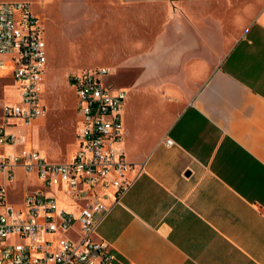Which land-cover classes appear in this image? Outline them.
<instances>
[{"label":"crops","instance_id":"0c3cea01","mask_svg":"<svg viewBox=\"0 0 264 264\" xmlns=\"http://www.w3.org/2000/svg\"><path fill=\"white\" fill-rule=\"evenodd\" d=\"M49 1L125 78L111 264H264V0Z\"/></svg>","mask_w":264,"mask_h":264},{"label":"built area","instance_id":"2783aa9c","mask_svg":"<svg viewBox=\"0 0 264 264\" xmlns=\"http://www.w3.org/2000/svg\"><path fill=\"white\" fill-rule=\"evenodd\" d=\"M43 30L29 2L0 1V55L11 57L18 92L17 102L3 106L0 123V264H111L112 247L98 229L112 208L103 191L113 189L117 203L133 181L129 173L135 165L121 146L127 92L111 86L107 67L72 73L80 124L71 159L50 161L38 150H18L26 136L9 132L8 126L30 124L46 114ZM5 65L0 59V68ZM8 145L14 150L6 151ZM19 172L43 185L19 191ZM60 194L69 198L71 208L60 207Z\"/></svg>","mask_w":264,"mask_h":264},{"label":"rangeland","instance_id":"374dc122","mask_svg":"<svg viewBox=\"0 0 264 264\" xmlns=\"http://www.w3.org/2000/svg\"><path fill=\"white\" fill-rule=\"evenodd\" d=\"M29 1L33 13L38 16L44 27L42 36L46 42L48 62L41 98L46 107V114L32 119L30 124L17 122L14 126H8V130L25 134L26 142L16 147L18 150L35 149L50 161H66L71 159L76 150L77 131L80 124L77 98L69 78L75 71L98 67L107 62L102 56L93 57L94 51L91 52L89 22L92 15L62 14L58 13L52 5H49V13H47L42 0ZM80 25L84 27L82 30L77 29ZM0 59L6 61L5 67L0 68V122H2L3 106L6 103L17 102L18 92L12 81L11 57L0 55ZM108 81L115 86L125 84L121 71L112 72ZM5 150L11 152L14 148L8 145ZM0 181H3L2 177ZM16 185L21 191L31 185L42 186L43 184L19 172ZM9 199H14L10 189ZM59 201L60 207L71 208L69 198L65 195L60 194Z\"/></svg>","mask_w":264,"mask_h":264}]
</instances>
